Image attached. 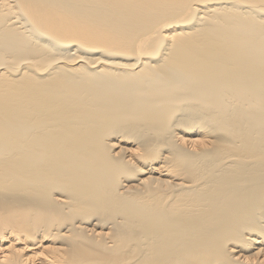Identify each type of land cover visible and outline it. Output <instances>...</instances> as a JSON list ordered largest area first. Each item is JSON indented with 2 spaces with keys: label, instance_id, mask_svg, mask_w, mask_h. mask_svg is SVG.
Returning a JSON list of instances; mask_svg holds the SVG:
<instances>
[{
  "label": "bare ground",
  "instance_id": "obj_1",
  "mask_svg": "<svg viewBox=\"0 0 264 264\" xmlns=\"http://www.w3.org/2000/svg\"><path fill=\"white\" fill-rule=\"evenodd\" d=\"M0 264H264V0H0Z\"/></svg>",
  "mask_w": 264,
  "mask_h": 264
}]
</instances>
